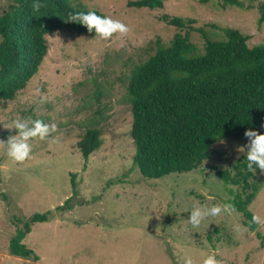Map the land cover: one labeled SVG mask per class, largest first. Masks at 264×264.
<instances>
[{"label": "rangeland", "instance_id": "obj_1", "mask_svg": "<svg viewBox=\"0 0 264 264\" xmlns=\"http://www.w3.org/2000/svg\"><path fill=\"white\" fill-rule=\"evenodd\" d=\"M16 1L0 0V15ZM131 1L137 0H69L125 21L129 31L109 40L64 30L47 35L37 74L0 106V140L17 134L16 119L56 125L48 138L29 141L30 157L22 162L0 145V264H185L189 257L203 264L212 254L219 264H264L261 240L230 206V190L240 187L218 175L236 174L246 161L239 149L247 151V138L215 143L209 159L192 172L145 178L134 163L126 94L131 71L157 42L168 46L176 33H185L163 17L193 19L194 28L215 40L224 39L223 28H234L250 36V47L260 46L264 22L257 5L264 0H241L242 8L224 7L222 0H163L157 9L130 7ZM189 36L202 53V35ZM89 128L100 131L102 145L85 159L79 142ZM252 174L250 182L260 190L248 208L259 216L257 232L264 237V173ZM217 203L228 209L196 228L187 221L193 206ZM46 212L51 219L34 224L23 240L39 260L11 255L16 219Z\"/></svg>", "mask_w": 264, "mask_h": 264}, {"label": "trees", "instance_id": "obj_2", "mask_svg": "<svg viewBox=\"0 0 264 264\" xmlns=\"http://www.w3.org/2000/svg\"><path fill=\"white\" fill-rule=\"evenodd\" d=\"M37 2L42 5L39 10L34 8ZM222 5L244 7L241 0H222ZM129 6L157 9L163 7V0L131 1ZM257 8L263 23L264 1ZM88 11L105 15L69 0H17L0 15V106L14 100L37 74L47 55V35L64 30L97 37L69 21L70 15ZM163 20L185 33H176L168 46L158 41L155 52L131 71L126 85L134 163L150 179L196 170L209 159L215 143L245 137L250 128L264 134L259 129L264 122V45L250 47V36L230 27L222 29L224 39L215 40L202 28H194L193 19ZM191 31L204 38L202 53L190 41ZM101 145L100 131L89 128L79 149L88 159ZM235 168L233 177L228 172L218 175L225 183L240 187L235 193L230 190L234 195L230 206L243 215L246 227L256 232L264 247V237L257 232L258 223L248 208L260 185L250 182L253 174L247 171L246 161ZM51 217L46 212L16 219L18 227L9 243L11 255L38 261L23 240L34 224Z\"/></svg>", "mask_w": 264, "mask_h": 264}, {"label": "clouds", "instance_id": "obj_3", "mask_svg": "<svg viewBox=\"0 0 264 264\" xmlns=\"http://www.w3.org/2000/svg\"><path fill=\"white\" fill-rule=\"evenodd\" d=\"M42 5L37 2L34 5L36 10ZM70 22H75L87 28L91 33L94 32L100 40H109L117 33H126L129 31V25L120 19L110 16L98 15L95 11L78 12L69 16ZM38 91V90H37ZM13 127L17 130V134L10 136L6 141L0 140V145L6 149L7 155L14 161L22 162L30 157L31 144L29 141L32 138L38 137L44 140L56 131L55 124L45 123L43 120H21L16 119L13 122ZM264 126V125H262ZM247 138V151L243 150L246 159V168L250 173L256 174L257 169L264 173V134L259 133L255 129H249L245 132ZM228 206H222L217 203L208 207L207 205H195L190 212V219L187 220L192 227L196 228L201 223L210 218L219 216L223 211L227 210ZM234 211V209H232ZM259 216H253V221L259 223ZM236 230H240V226L236 225ZM185 264H193L192 259L186 258ZM203 264H219L214 254L208 255L204 259Z\"/></svg>", "mask_w": 264, "mask_h": 264}]
</instances>
